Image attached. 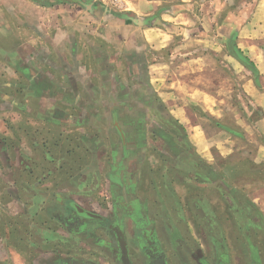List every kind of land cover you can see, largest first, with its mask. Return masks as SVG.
<instances>
[{"label": "crops", "instance_id": "crops-1", "mask_svg": "<svg viewBox=\"0 0 264 264\" xmlns=\"http://www.w3.org/2000/svg\"><path fill=\"white\" fill-rule=\"evenodd\" d=\"M193 1L0 0V262L3 246L9 264H108L87 215L110 208L155 222L165 254L169 235L186 260L192 242L204 255L195 208L216 207L211 148L233 142L188 131L148 71ZM194 95L211 112V94Z\"/></svg>", "mask_w": 264, "mask_h": 264}, {"label": "rangeland", "instance_id": "rangeland-1", "mask_svg": "<svg viewBox=\"0 0 264 264\" xmlns=\"http://www.w3.org/2000/svg\"><path fill=\"white\" fill-rule=\"evenodd\" d=\"M165 1L164 7L170 5L172 11L181 12L177 0ZM184 7L185 19L177 18L171 23L186 24L176 31L170 47L162 51L150 49L148 71L158 95L173 115L184 120L188 131L194 126L200 135L212 137L224 130L231 136V154L223 156L211 148V167L227 185L220 191L216 182L212 184L210 199L216 209L225 199H231L226 192L231 189L254 205L264 221V151H259L264 144V126H255L264 114V0H194ZM241 29L242 38L237 32ZM236 40L244 42L242 51H238L248 60L251 58L258 70L234 55L230 46ZM246 41H256L259 48L249 49ZM192 90L211 94V112L200 109ZM217 213L223 216L222 221L231 218L221 210ZM257 225L255 234L263 239L264 226L260 221ZM199 226L195 234L206 254L209 245ZM230 235L237 236L233 231ZM235 260L232 257L231 263L235 264Z\"/></svg>", "mask_w": 264, "mask_h": 264}, {"label": "flooded vegetation", "instance_id": "flooded-vegetation-1", "mask_svg": "<svg viewBox=\"0 0 264 264\" xmlns=\"http://www.w3.org/2000/svg\"><path fill=\"white\" fill-rule=\"evenodd\" d=\"M225 188L221 185L220 191ZM226 192L231 199H225L223 204H220V209L212 206L203 209L195 208L196 219L202 226L204 239L209 246L208 252L203 255L199 247L192 242L191 246L185 249L190 258L189 261L180 256L177 245L169 239V235L165 238L168 253L165 254L161 250L159 242L163 240L159 237L158 231H154L155 222L149 221L151 225L147 227L148 220L123 216V212L122 216H118L110 208L107 216L87 215L88 221L94 217L91 221L96 223L95 227L92 225L87 227L95 228L98 235L96 239L98 249L101 250V256L108 264H232V257L236 259L235 264H264V238L261 239L255 234L258 221L263 226L264 221L255 206L240 193L231 189ZM130 197H133V193ZM219 210L227 218L229 216L231 218L222 221L223 216L217 213ZM83 216L85 217L86 214ZM231 219L234 220L233 223L231 222L233 225L230 223ZM223 222L227 223L228 228L223 225ZM230 230L237 236L231 238ZM2 251L0 264H9V258L3 246Z\"/></svg>", "mask_w": 264, "mask_h": 264}, {"label": "trees", "instance_id": "trees-1", "mask_svg": "<svg viewBox=\"0 0 264 264\" xmlns=\"http://www.w3.org/2000/svg\"><path fill=\"white\" fill-rule=\"evenodd\" d=\"M230 48L232 49V51L234 52V55L242 62V63H245V65L246 66H252L253 67V64L252 63H249V60L246 58V57H244L241 53H240V51H238V49H236L235 47H234V45H231L230 46ZM238 54L242 57V58H244L245 59V61H242L240 58H239V56H238ZM210 174H211V180H212V183H215L216 182V184L218 185H224L225 187H227V185H226V183L224 182V181H221L222 179H221V177L215 172V171H213V170H210Z\"/></svg>", "mask_w": 264, "mask_h": 264}, {"label": "water", "instance_id": "water-1", "mask_svg": "<svg viewBox=\"0 0 264 264\" xmlns=\"http://www.w3.org/2000/svg\"><path fill=\"white\" fill-rule=\"evenodd\" d=\"M238 56H239V58L242 60V61H245V59L244 58H242L239 54H238Z\"/></svg>", "mask_w": 264, "mask_h": 264}]
</instances>
